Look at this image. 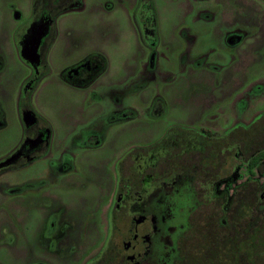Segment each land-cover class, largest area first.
<instances>
[{"label": "rangeland", "instance_id": "374dc122", "mask_svg": "<svg viewBox=\"0 0 264 264\" xmlns=\"http://www.w3.org/2000/svg\"><path fill=\"white\" fill-rule=\"evenodd\" d=\"M32 15L33 0H0V161L25 136V93L49 131L45 157L0 176V264H120L118 235L104 254L120 161L149 149L157 156L167 139L186 152L197 131L221 134L264 113V0H84L55 19L38 65L20 55ZM94 54L106 67L93 82L62 80ZM89 132L100 134L98 147L83 145ZM249 176L238 170L218 193L230 196ZM253 177L264 188V166ZM185 186L175 179L170 192L155 193L153 251L143 264L202 263L192 231L208 213L189 212Z\"/></svg>", "mask_w": 264, "mask_h": 264}, {"label": "trees", "instance_id": "16d2710c", "mask_svg": "<svg viewBox=\"0 0 264 264\" xmlns=\"http://www.w3.org/2000/svg\"><path fill=\"white\" fill-rule=\"evenodd\" d=\"M83 4L84 0H33L31 26L46 22L50 33L41 54L42 60L55 38V19L63 13L81 10ZM150 44L154 46V42ZM87 61H95L98 69L86 81L76 83L77 87L89 85L105 70L106 62L101 55H90L78 65ZM45 73L46 69L41 76ZM157 104L154 102L152 107ZM27 109H30L29 92L23 95L19 105L21 114ZM192 137L195 139L189 141L186 152L181 144L171 143L169 139L166 143L163 141L165 150L155 158L166 154L171 156L172 181L178 177L193 179L188 184L183 180L188 186L189 212L206 210V215H213V220L207 224L209 233L204 236L208 253L217 255L220 264L228 261L233 264H264V188L253 177L256 168L264 166V113L247 126H236L221 134L199 130ZM225 165H228V170H224ZM242 168L247 169L250 176L234 188L227 203L228 194L218 193L216 183L230 178ZM198 176L202 177L201 181H198Z\"/></svg>", "mask_w": 264, "mask_h": 264}, {"label": "flooded vegetation", "instance_id": "af4514ba", "mask_svg": "<svg viewBox=\"0 0 264 264\" xmlns=\"http://www.w3.org/2000/svg\"><path fill=\"white\" fill-rule=\"evenodd\" d=\"M27 31L28 29L22 36L20 43L23 42ZM49 35L50 33L47 27L46 34L41 39L38 47L40 61H42L41 54L46 46V42L49 39ZM97 69L98 64L95 61H87L83 64H77L69 69H66V71L64 70L65 73L61 76V78L65 83L77 87L75 86L76 83H82L86 81L96 72ZM24 113H30V115L35 117L33 112L29 109H27ZM99 135L100 134L95 132H89L84 136L83 145L89 148L98 147L100 145ZM48 140V128L39 127L37 118H31L29 122L25 124V136L21 145L12 154H9L8 157L0 161V176L7 173L8 171L20 169L36 160L45 157L47 154L45 149ZM149 152L150 151L148 150H144L143 155L145 157L142 159L128 154L123 158V160L120 161L118 166L115 190L111 202L112 207L109 210V216L107 220L108 237L107 243L104 247V254H106V251L110 249V245L112 244V235H118L119 238H121L122 249L125 254L124 256H126V259L124 260L119 249L117 250V253L122 256L120 264H126V262L133 260H135V264H143V262L147 259V256L152 254V236L155 232L154 228L156 225L157 214V210H155L156 205L154 203L155 193L159 192L161 189H164V191L168 193L170 192V187H172V169L170 167L172 160L171 156L166 154L164 156H160L159 158H155L153 154H148ZM126 160H130L132 162L131 167L127 169L128 173L123 171ZM7 162L9 163L2 166V164ZM58 169L61 171L60 168ZM69 169H62V174L68 173L67 171ZM147 170L150 171L149 174L145 173ZM177 179L178 181H187V184L191 182L190 177H178ZM201 179L202 177L198 176V181H201ZM230 179L231 178H226L222 181H218L215 186L216 191L219 183H223ZM159 184H163L162 187L159 186ZM158 186L161 188H157L156 192L155 187ZM185 187L187 188L188 186ZM232 194L230 196L228 195L229 199L227 203L230 202V197ZM141 203H143V205H141ZM122 214L123 216H121ZM133 215H137V217H133ZM202 216L204 220L203 224L196 227L195 229L193 228L194 230L192 231V235H195L196 240L198 242L201 241V244H197V246L202 249V255L195 259L201 260V264H207L209 262H212L213 264H220L217 259V255L213 256L208 253L209 251L207 250V241L204 238V236L209 233L207 224H210V222L213 220V215L208 216L205 214ZM127 222L128 224L130 223L127 232L128 234L127 236H123L122 229L125 227V223ZM197 229H199V233H194ZM139 250L141 251L140 253H138ZM110 251H113V249L109 250L108 252ZM205 254L208 255L206 258ZM117 259L118 258L114 259L113 256L111 261H117ZM109 260L110 259L108 258L106 259V261Z\"/></svg>", "mask_w": 264, "mask_h": 264}, {"label": "water", "instance_id": "95a60500", "mask_svg": "<svg viewBox=\"0 0 264 264\" xmlns=\"http://www.w3.org/2000/svg\"><path fill=\"white\" fill-rule=\"evenodd\" d=\"M48 23L41 22L37 25L31 26L23 42L21 43L20 55L22 59L30 65L40 64V56L38 54V47L41 39L45 36L47 31ZM35 117L30 115V113H24L23 120L24 123H28L29 120ZM9 162L2 164V166L8 164ZM126 264H135V260L126 262Z\"/></svg>", "mask_w": 264, "mask_h": 264}]
</instances>
